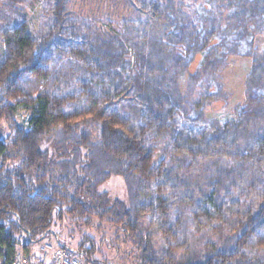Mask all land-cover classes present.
I'll return each mask as SVG.
<instances>
[{
	"label": "trees",
	"instance_id": "16d2710c",
	"mask_svg": "<svg viewBox=\"0 0 264 264\" xmlns=\"http://www.w3.org/2000/svg\"><path fill=\"white\" fill-rule=\"evenodd\" d=\"M200 1L26 0L35 27L2 11L0 264L64 216L113 228L134 264H264V0ZM229 55L250 58L244 98L204 118Z\"/></svg>",
	"mask_w": 264,
	"mask_h": 264
},
{
	"label": "rangeland",
	"instance_id": "374dc122",
	"mask_svg": "<svg viewBox=\"0 0 264 264\" xmlns=\"http://www.w3.org/2000/svg\"><path fill=\"white\" fill-rule=\"evenodd\" d=\"M190 2L192 8H200V0H186ZM40 7L36 4L29 7L26 0H0V15L2 11L5 15L19 13L23 15L32 27L38 23ZM86 9V8H85ZM255 45L264 51V30L256 36ZM250 58L241 55H229L226 65L221 71V82L223 90L227 93V98H220L217 102L207 106L203 115L204 118H217L227 120L233 116V107L244 98L245 78L250 68ZM211 90L215 87L211 86ZM26 114L21 113L18 119L24 120ZM9 128L5 122L0 126V138L7 135ZM100 189L108 191L112 196L125 199L126 192L122 179L112 176ZM114 229L108 225L92 219L84 222L78 217L64 216L52 225V231L43 239V243H53L55 245L65 244L75 250L78 245L91 248L92 258L100 264H134L133 257L129 249L115 241ZM21 245H26L24 236H21ZM81 255V254H80ZM83 258V256L81 255Z\"/></svg>",
	"mask_w": 264,
	"mask_h": 264
},
{
	"label": "built area",
	"instance_id": "2783aa9c",
	"mask_svg": "<svg viewBox=\"0 0 264 264\" xmlns=\"http://www.w3.org/2000/svg\"><path fill=\"white\" fill-rule=\"evenodd\" d=\"M11 264H88L71 248L53 243H33L16 249Z\"/></svg>",
	"mask_w": 264,
	"mask_h": 264
}]
</instances>
